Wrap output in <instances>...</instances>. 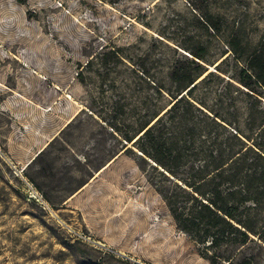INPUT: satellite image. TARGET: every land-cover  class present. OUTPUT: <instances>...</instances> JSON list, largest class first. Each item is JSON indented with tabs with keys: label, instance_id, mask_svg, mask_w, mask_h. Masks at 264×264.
Here are the masks:
<instances>
[{
	"label": "rangeland",
	"instance_id": "1",
	"mask_svg": "<svg viewBox=\"0 0 264 264\" xmlns=\"http://www.w3.org/2000/svg\"><path fill=\"white\" fill-rule=\"evenodd\" d=\"M234 29L254 47L264 0H0V264H264L258 223L243 245L183 229L191 189L127 142L196 62L226 134L264 117Z\"/></svg>",
	"mask_w": 264,
	"mask_h": 264
},
{
	"label": "trees",
	"instance_id": "2",
	"mask_svg": "<svg viewBox=\"0 0 264 264\" xmlns=\"http://www.w3.org/2000/svg\"><path fill=\"white\" fill-rule=\"evenodd\" d=\"M205 21L212 31L222 27L218 17ZM238 34L239 29L231 32L227 47L246 61L239 82L248 88L253 82L264 87V36L247 50ZM213 75L197 62L192 72L172 69L168 77L177 94L161 115L151 117L127 142L134 140L144 160L149 158L191 189L183 195L190 200L183 229L208 246L243 245L251 239L249 233H257V223L264 230V142L259 138L264 117L249 106L242 126L236 119L235 133L226 134L219 112L206 103ZM230 86L227 83L224 94ZM240 208L248 216L242 218Z\"/></svg>",
	"mask_w": 264,
	"mask_h": 264
},
{
	"label": "built area",
	"instance_id": "3",
	"mask_svg": "<svg viewBox=\"0 0 264 264\" xmlns=\"http://www.w3.org/2000/svg\"><path fill=\"white\" fill-rule=\"evenodd\" d=\"M34 197H35V195H34Z\"/></svg>",
	"mask_w": 264,
	"mask_h": 264
},
{
	"label": "water",
	"instance_id": "4",
	"mask_svg": "<svg viewBox=\"0 0 264 264\" xmlns=\"http://www.w3.org/2000/svg\"><path fill=\"white\" fill-rule=\"evenodd\" d=\"M185 93V92H184Z\"/></svg>",
	"mask_w": 264,
	"mask_h": 264
}]
</instances>
